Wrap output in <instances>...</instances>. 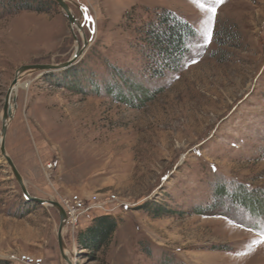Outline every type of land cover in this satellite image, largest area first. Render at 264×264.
<instances>
[{"label":"rangeland","instance_id":"obj_1","mask_svg":"<svg viewBox=\"0 0 264 264\" xmlns=\"http://www.w3.org/2000/svg\"><path fill=\"white\" fill-rule=\"evenodd\" d=\"M65 3L81 27L55 1L0 9V130L16 70L65 62L85 42L68 68L21 77L4 136L28 195L124 202L64 225L74 264H264V0H224L214 18L192 0ZM161 10L196 33L181 66L155 77L141 28ZM134 84L154 91L141 106L119 99ZM103 214L116 221L111 238L82 248L78 233ZM58 224L0 154V264L23 254L66 264Z\"/></svg>","mask_w":264,"mask_h":264},{"label":"trees","instance_id":"obj_2","mask_svg":"<svg viewBox=\"0 0 264 264\" xmlns=\"http://www.w3.org/2000/svg\"><path fill=\"white\" fill-rule=\"evenodd\" d=\"M0 1V9L12 12L20 9L42 10L40 2H44V0H35V2L34 0ZM49 1L54 2V0ZM154 18V21L142 27L141 31L146 35L143 37L147 46L145 48L146 55H150L153 60V64H151L153 68L149 69L151 71L150 74L151 76L161 77L166 71H176L181 66L190 50V44L196 32L191 24L180 20L170 10L156 12ZM155 58L156 61L154 62ZM134 85L131 87L127 86V89H132L131 94H128V97L126 96L129 100L125 98L123 100V96L119 97V99L130 103L132 106H141L148 95H151L154 91L148 93L149 90L144 86L140 84ZM113 89L115 88L112 87L111 90ZM106 92L108 93L107 90ZM110 92L114 93L113 91ZM254 211L259 212L258 209H254ZM150 213L160 214L162 210H160L159 205L153 203ZM115 229L116 221L110 215L95 216L92 219V223L78 233L77 242L82 248L99 250L100 247L107 244Z\"/></svg>","mask_w":264,"mask_h":264},{"label":"water","instance_id":"obj_3","mask_svg":"<svg viewBox=\"0 0 264 264\" xmlns=\"http://www.w3.org/2000/svg\"><path fill=\"white\" fill-rule=\"evenodd\" d=\"M54 1L65 12V15L69 19V22L71 24L75 23L76 21H73V17L70 13V9L67 6V4L65 3V0H54ZM77 7L81 10V7L79 5H77ZM84 16L85 15H83V17ZM78 27H81V24L78 23ZM85 47H86V43L84 42L81 49L76 50V52L71 57V59H69L65 62H61V63H57V64H47V65L35 64V65H28V66H26V65L20 66L16 70V73H15L14 79L12 80V84H11L10 88L16 84L18 77H19V74L24 75V74H30V73L35 72V71H43V70L56 71V70H63V69L68 68L69 66L73 65L79 59V57L83 53V50ZM10 88H9L8 93L6 95L4 106L2 109V125H1V130H0V154H1V156H3L5 158L7 165L9 166L14 178L16 179L18 184L20 185L22 194L26 199L34 200L40 204H50L51 206H53L57 210L58 215H59V224H58V230H57L58 248H59L61 257L66 262V264H74V260H69V258L67 257V255L64 252L66 249V246H65V242H64L63 236L61 234V231L65 225V216L66 215H65V211H64L63 207L57 201L42 199V198H38V197L28 195L21 175L19 174L18 170L16 169L15 165L13 164L11 158L6 154L5 147H4V136H5L6 126H7L8 122L11 118V112L7 110Z\"/></svg>","mask_w":264,"mask_h":264},{"label":"built area","instance_id":"obj_4","mask_svg":"<svg viewBox=\"0 0 264 264\" xmlns=\"http://www.w3.org/2000/svg\"><path fill=\"white\" fill-rule=\"evenodd\" d=\"M52 164L48 165L51 168ZM114 202L120 203V206L124 205V202L119 200L114 195H90L86 198L80 195H72L68 199L61 200L60 204L65 211V228L77 226L81 216L87 212L105 208L108 204ZM7 260L16 262L18 264H44L42 258H38L32 255H7Z\"/></svg>","mask_w":264,"mask_h":264},{"label":"bare ground","instance_id":"obj_5","mask_svg":"<svg viewBox=\"0 0 264 264\" xmlns=\"http://www.w3.org/2000/svg\"><path fill=\"white\" fill-rule=\"evenodd\" d=\"M72 25H73V26H74V25H75V26H78V22L76 21V22L73 23ZM80 49H81V48H80V46H79V44H78V45L75 47V50H80ZM22 76H23L22 74H19V77H18V80H17L16 84L13 85V86L10 88V91H9L8 107H7V110L10 111L11 114H12V111H11L10 108H9V104H11V102H12V97H13V94H14V91H15L16 87L21 85V82H19V81H20V79H21ZM23 183H24V181H23ZM24 185H25V184H24ZM65 231H66V229L63 228L62 231H61L62 236L64 235ZM65 246H66V244H65ZM64 252H65V254L67 255V257L69 258V260H73L72 252L67 248V246H66V249H65Z\"/></svg>","mask_w":264,"mask_h":264},{"label":"snow or ice","instance_id":"obj_6","mask_svg":"<svg viewBox=\"0 0 264 264\" xmlns=\"http://www.w3.org/2000/svg\"><path fill=\"white\" fill-rule=\"evenodd\" d=\"M194 4H196L202 11L210 12L211 17L214 18L215 14L217 12V5L224 3V0H210L211 7H208L205 9V5L203 3H200L199 0H192ZM89 20H91V17H87ZM94 30V28H93ZM211 37L209 35L208 40L210 41ZM213 171H215V166H213Z\"/></svg>","mask_w":264,"mask_h":264}]
</instances>
